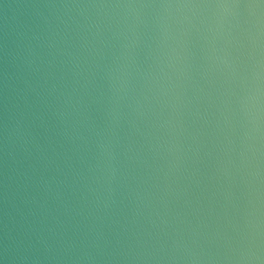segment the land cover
<instances>
[{"label": "water", "instance_id": "water-1", "mask_svg": "<svg viewBox=\"0 0 264 264\" xmlns=\"http://www.w3.org/2000/svg\"><path fill=\"white\" fill-rule=\"evenodd\" d=\"M0 264H264V0H0Z\"/></svg>", "mask_w": 264, "mask_h": 264}]
</instances>
